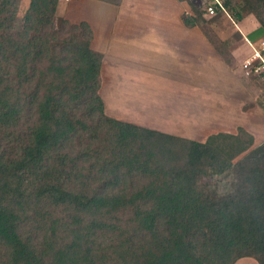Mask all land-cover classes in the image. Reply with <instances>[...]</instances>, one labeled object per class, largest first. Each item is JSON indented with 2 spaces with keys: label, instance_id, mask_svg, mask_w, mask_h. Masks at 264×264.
<instances>
[{
  "label": "trees",
  "instance_id": "obj_1",
  "mask_svg": "<svg viewBox=\"0 0 264 264\" xmlns=\"http://www.w3.org/2000/svg\"><path fill=\"white\" fill-rule=\"evenodd\" d=\"M243 1L244 8L240 0H222L229 16L215 17L232 13L240 22L252 14L259 27L249 38L263 37L264 0ZM57 2L30 0L32 33L16 49L17 72L0 84V123L12 125L24 108L35 111L22 157L9 167L39 178L47 204L62 215L50 217L34 243L20 233L22 203L0 202L3 264H94L98 235L126 234L138 239L127 253L130 264H233L243 257L264 264V142L249 151L253 140L243 130L220 133L188 142L185 164H173V143L182 141L106 116L98 94L101 55L91 50L85 23L73 27L78 40L63 46L62 59L48 58L38 76L36 49L47 56L58 45L39 39L35 28L52 23ZM183 23L199 24L194 15ZM255 79L263 81L264 71ZM218 138L224 146L210 149ZM205 159L213 181L201 186ZM126 212L132 213L129 233L120 220Z\"/></svg>",
  "mask_w": 264,
  "mask_h": 264
},
{
  "label": "rangeland",
  "instance_id": "obj_2",
  "mask_svg": "<svg viewBox=\"0 0 264 264\" xmlns=\"http://www.w3.org/2000/svg\"><path fill=\"white\" fill-rule=\"evenodd\" d=\"M176 1L184 9L182 22L185 15L192 17L193 15L196 16L201 31L207 35L209 40L215 45L217 52L224 61L229 66L236 69L237 72L239 71L242 73L243 80L247 79L251 82L253 80L254 82L257 75H246L242 69V63L251 56L249 44L246 43L243 36L246 32L253 31L254 29L256 30L259 27L255 17L251 14L248 15L245 20L238 22L232 17V13H230V19L225 16L222 17V15L210 19L196 12L192 7V4L194 5L193 2L196 3V0ZM197 1H200L199 3H201L202 0ZM204 1L205 0H203V2ZM234 1L237 2V0ZM29 5L30 0H4V2L0 0V84L6 79V77H10L17 72L14 59L16 49L23 44L25 35L30 34L31 32V28H29L31 27L30 23L27 22L26 19ZM123 6H127V0H58L52 17V23L47 25L46 28H35L38 30L35 35L39 37V39L52 40V38H54L57 42L56 45H58L55 46L53 51H50L47 56L43 54V49L42 52H40L39 47L36 49V52L38 53L34 57V66L40 72L38 76L45 73V68L48 63L62 59V55L65 54V51L67 50V46H65V49L63 48L64 45L68 43L70 44L72 39L75 41L78 40V34L74 31L73 27L78 26L80 23H85L90 29L91 50L101 55V65L103 63V58L105 57V65L109 67L111 65V46L113 43L110 42V39L112 38L109 34L110 29H107L106 26L110 24L112 27L114 13ZM240 6L244 8L246 2L240 0ZM102 9H105L106 11ZM92 28L97 30L93 31ZM249 35L250 34L246 35L248 39L247 41L255 47L258 46L260 40L264 37H258L257 39L252 40L249 38ZM60 45L62 47H60ZM62 51H64L63 54ZM48 58H51L50 62ZM113 83H115V81ZM259 91L260 93L258 94L259 97L257 102L264 113V83H261L259 86ZM112 93L113 89L111 81L107 84V79L104 77L102 78L100 73L98 94L103 101L106 116L140 128L155 130L162 134L174 137L176 140L182 141L181 145L173 143L175 144V151H172L171 155L168 157L171 158L170 160L173 164H178L179 166L185 164L187 160L186 155L189 152L190 145L188 142L195 141L204 143L208 137L216 135V133L219 132L215 127H208V124L205 128L194 129V132L196 131L195 133L187 129H184L182 132V130L178 128H161V131H159L157 129L139 126L138 124H135V121H132L133 119L129 116L130 113L128 109L131 102L128 101V97L124 95L123 97H118ZM35 118L36 115L33 109L24 108L23 112L20 113L12 125L4 126L0 123V202L14 204L22 203L24 210L23 212H20L22 218L21 236L24 239H29L34 243H38L43 237L42 229L45 227V223L51 221L50 217L54 219L53 217L61 216L62 213L61 211L54 212V210L47 204L43 194L44 187L39 185L42 184L38 181L39 178L36 179L35 175L33 176L26 172L16 174V172L9 167L11 164H14L15 161L21 159L23 148L28 141L30 127L34 124ZM251 133L255 136L254 131ZM256 137L254 138L255 141L249 151L263 143L264 140L262 141V139H264V137H262V133H259V136ZM172 140L173 139L167 141L172 143ZM223 141H225V139L218 138L212 140L210 149L218 146L217 150L219 151L221 146H224L221 143ZM214 153L215 151L209 155H217ZM244 155L245 153L236 157L232 160V163H236ZM229 156L232 157V155ZM210 157L211 156H209V158ZM217 160H219V158H217ZM201 166L203 171L200 170L202 176L200 177L201 180L199 185L202 186L205 182L212 180L209 176L214 170L211 169L210 161L208 159L203 160ZM131 218V212H126L121 215V225L125 228L124 232L126 233L130 232V228L129 226H126V224ZM137 241L138 239L135 238V235H98L96 239H94V264H130L129 261L131 258H128L127 253L132 251L131 248L134 249ZM6 254V249L0 244V264L4 263ZM262 260L264 261V256H262Z\"/></svg>",
  "mask_w": 264,
  "mask_h": 264
},
{
  "label": "crops",
  "instance_id": "obj_3",
  "mask_svg": "<svg viewBox=\"0 0 264 264\" xmlns=\"http://www.w3.org/2000/svg\"><path fill=\"white\" fill-rule=\"evenodd\" d=\"M183 14L176 0H127L114 13L112 27L106 26L113 43L111 65L104 57L100 72L107 84L111 81L112 94L128 97L129 116L139 126L194 132L208 124L216 134L243 130L253 143L259 133L264 137L257 102L264 81L243 80L198 25H184ZM250 33L243 36L247 44ZM233 264L259 263L243 257Z\"/></svg>",
  "mask_w": 264,
  "mask_h": 264
},
{
  "label": "built area",
  "instance_id": "obj_4",
  "mask_svg": "<svg viewBox=\"0 0 264 264\" xmlns=\"http://www.w3.org/2000/svg\"><path fill=\"white\" fill-rule=\"evenodd\" d=\"M200 2V1H199ZM196 0L194 6L196 8L201 7L205 13L204 16L208 18L215 17L217 12H221L226 16H229L222 7V0H203L199 3ZM218 10V11H217ZM252 49V54L249 58L243 61L242 69L246 75H260L264 71V37L260 40L257 47L248 43Z\"/></svg>",
  "mask_w": 264,
  "mask_h": 264
}]
</instances>
